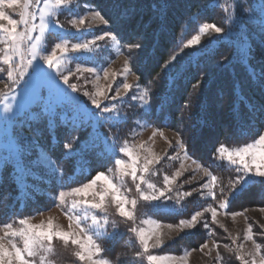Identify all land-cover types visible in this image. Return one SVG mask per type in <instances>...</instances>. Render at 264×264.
<instances>
[{
  "label": "snow or ice",
  "instance_id": "6c2138e0",
  "mask_svg": "<svg viewBox=\"0 0 264 264\" xmlns=\"http://www.w3.org/2000/svg\"><path fill=\"white\" fill-rule=\"evenodd\" d=\"M173 6L172 0H153L148 6L152 13L149 19L156 28L151 33L147 31L151 24L143 30L133 28L135 42L121 44L114 32H104L91 39H80L89 34L93 24L99 22L109 25L111 22L110 18H106L107 13L102 14V10L93 4L86 5L88 12L81 16L76 12L80 7L78 0H0V44H3V48H0V73L7 77L6 81H0L3 83V88H0V103L4 104L3 119L18 122L21 128L26 124L29 129V135L25 136L15 134L13 128L14 135L8 141V146L15 155V167L12 169L14 179H27L26 174L41 171L59 181L61 187L71 184L74 182L75 170L79 168L83 175L86 159L90 154L96 153L99 147L97 138L88 132L89 126L95 130L105 122H112L114 127L121 121H126L127 116L120 114L118 103L122 104L128 98L137 103L144 117L151 115L152 89L141 88L138 83L140 76L136 77V83H130L128 75L133 74V53H144L149 47L157 46L158 33L163 37L168 12ZM120 7L123 16L127 18L121 23L130 25L137 17L141 5L139 0H126ZM17 10L19 19H14L9 12L16 13ZM223 11L227 27L216 23H202L196 34L184 41L179 50L160 65L161 71L167 72L184 49L199 46L204 36L215 34L218 41L222 42L224 37L231 41L233 33L237 32L240 39L236 42L233 55H238L252 68L250 79L256 85L260 100L258 103H250L244 114L236 112L235 116L249 122H264V0H232ZM64 13L71 16L67 23L75 32L65 29V25L61 23L59 16ZM50 35L56 38L54 43L49 42ZM69 35L76 37L78 42L73 43L67 39ZM101 41L111 43L101 45ZM112 46H115L117 52L121 47L129 51L120 71L103 67L83 68L80 64H76L75 71L69 67L73 61L84 58L73 54L98 53L105 47ZM226 46L231 47V42ZM219 62L226 64L229 57L221 56ZM85 73L91 74L94 79L89 80ZM73 76L77 80L83 78V85L91 84L92 90L71 83L70 77ZM201 76L207 79L208 73L202 72ZM118 77L123 79L119 80ZM159 77L160 73H157L148 84ZM101 80L105 83L102 84ZM22 81L25 84V95L35 108L19 104L14 109L13 104L7 102L8 93H13L12 100H16V86ZM60 82L67 85V88L62 87ZM200 83L201 81H197L198 85ZM133 89L138 94H133ZM81 92L82 96L76 95ZM83 97H87V101ZM61 126L66 129V139L59 142L63 149L62 158L72 163V174L52 158L51 149L46 150L40 143L47 132L55 145L57 140L54 132ZM155 134L154 132L153 136ZM172 146L169 141V147ZM192 146L195 148V142ZM176 147L183 153V157H188V145L183 138L176 141ZM101 154L114 158V167L107 169L108 173H112L111 176L105 171H97L87 182L61 190L55 197L59 202L58 206L65 209L64 214L69 221L68 230L55 224L51 217L46 223L41 221L33 224L25 217L0 224V264H54L50 259L56 253L54 240L61 241L65 249H73L71 254L75 257L76 264H116L104 253L105 243L118 235L120 223L126 225L127 232L138 242L139 250L134 253L137 258L134 264H144L145 260L147 264H188L191 254L188 250L180 257L151 254L150 249L161 248L165 244V233L159 221L139 219L141 204L155 213L174 215L183 209V201L197 193L200 197H210L214 202L219 197L218 207L226 209L230 199L242 193L247 185L255 183L256 178L264 183V131H260L253 141L239 147H229L222 142L216 146L212 158L226 162L235 171L234 178L228 182L227 191L220 178L208 169H204V175L210 179L200 184L198 189L178 191L177 181L187 171L183 168L182 161L181 168H177L171 175L163 174L158 186L150 178L156 174L154 166L166 158L181 160V156L179 153L174 157L160 156L153 152L147 142L134 145L124 140L121 143L114 136L105 135ZM121 154L126 159L121 158ZM4 166L5 161L0 160V167ZM114 177L118 183L114 182ZM128 182L133 187H127ZM174 192L175 198L171 195ZM109 209L119 217V222L110 219ZM206 213L211 214L212 222L218 223L217 207L209 204L206 208L195 211L190 218L180 219L176 224L169 223L166 227L177 229L180 233L195 229L201 224L207 229L209 224ZM230 215L235 217L240 213L233 212ZM145 224L151 227L146 229L142 226ZM109 226L112 231H109ZM243 239L252 241V249L244 251L245 245H237L235 237L232 238L234 248L228 244L223 247L234 251L241 264H264V251L262 245L254 239L251 224L245 230ZM18 242L21 246H18ZM213 247L217 249L215 259L221 260L219 244L214 241ZM205 248H209L207 242L200 246V250ZM211 251L209 248L205 254L211 255Z\"/></svg>",
  "mask_w": 264,
  "mask_h": 264
},
{
  "label": "trees",
  "instance_id": "16d2710c",
  "mask_svg": "<svg viewBox=\"0 0 264 264\" xmlns=\"http://www.w3.org/2000/svg\"><path fill=\"white\" fill-rule=\"evenodd\" d=\"M88 2L102 10V14L107 13L106 18H110L111 22L101 26V29L114 32L121 44L135 42L133 28L143 30L151 24L147 27L149 33L156 28L149 19L152 13L148 6L153 0H139V13L130 25L121 23L127 19L120 7L126 0ZM172 3L174 6L168 12L164 35L160 37L159 33L157 34V46L149 47L144 53H133V70L140 76L139 81L152 89V113L148 117L142 114V118L156 128L178 133L188 145V155L218 176L227 191L229 180L235 176L234 167L226 162L214 160L212 153L221 142L229 147H239L253 141L260 131H264V122H249L235 116L236 112L244 114L250 103H258L260 95L255 83L250 79L252 68L238 55H233L238 41L233 36L231 41L224 37L222 42L215 36L203 39L199 46L184 49L167 72L161 71L160 65L173 52H177L184 41L196 34L199 25L209 22L227 27L223 11L225 5L221 0H172ZM230 42L232 46H226ZM127 52L129 56V51ZM221 56L229 57V62L218 63ZM258 59L259 57L257 61ZM202 72L208 73L207 79L201 76ZM157 73H160V77L148 84ZM197 81L201 83L198 85ZM129 126V120L122 121L120 126L112 128L109 122L95 130L89 126L88 132L97 138V152L90 154L86 159L84 174L81 175L77 168L73 175L74 182L63 187L59 181L38 171L26 174L27 179H14L12 169L15 167V155L12 151L8 153L0 147V160L5 161V166L0 167V224L50 210L56 205L55 196L61 188L79 186L91 179L97 171L110 168L114 158L101 154L104 136H114L122 142L128 138ZM14 128L17 135H29L26 124L21 128L17 123ZM54 135L57 140L55 145L52 144L51 136L45 132L40 141L41 146L46 150L51 149L52 158L72 174L73 165L62 158L63 149L59 143L66 139V129L63 126L58 127ZM193 142L195 148L192 146ZM213 204L219 205V197ZM183 205V209L174 215L155 212L152 215L165 223L176 224L180 219L189 217L195 210L202 209V202L196 195L183 201ZM250 208L264 209V183H261L259 178H256L255 183L247 185L242 193L231 198L224 211L233 213ZM260 231L264 232V226ZM205 236L206 233L201 229L181 233L158 248V252L177 254L186 248H197L205 242ZM105 248L104 255L116 264H134L137 259L134 253L139 250L135 239L126 232L107 241Z\"/></svg>",
  "mask_w": 264,
  "mask_h": 264
},
{
  "label": "rangeland",
  "instance_id": "374dc122",
  "mask_svg": "<svg viewBox=\"0 0 264 264\" xmlns=\"http://www.w3.org/2000/svg\"><path fill=\"white\" fill-rule=\"evenodd\" d=\"M221 2L225 6H228L232 3V0H221ZM78 3L80 4V7L76 9V12L81 16L86 15L88 12V8L86 7V5L90 3L88 2V0H78ZM9 14L12 15L14 19H19V10H17L16 13L9 12ZM59 19L61 23L65 25V29H70L71 32L76 31L75 29H72L71 25L67 23V21L71 19V16L68 13H64L60 15ZM101 26H106V25H103L102 23H99V22L93 24L89 34H87L86 36L80 37V39H91L95 35H101L102 33L106 32V31H103V29H101ZM213 36H215V34L204 36L202 38L201 44L204 41L203 39H210ZM232 36L235 37L236 40L240 39L239 34L237 32H234ZM66 38L71 40L73 43L78 42V39L72 35H69ZM48 40L50 43H54L56 38L50 35L48 37ZM100 43L101 45H106V44H110L111 42L101 41ZM0 48H3V44H0ZM127 51L128 50L126 48L121 47L120 51L117 52L115 46H112L110 48L105 47L102 52H98V53H88V52L76 53L73 55H79L84 58L73 61L69 65V67L73 71H75L76 64H80L83 68L96 67L97 69H100L101 67H103V68H109L112 71H120L123 67V62L125 58L128 57ZM87 57H92V59H87ZM132 73L133 74L128 75V81L130 83H136L137 74L135 73L133 68H132ZM85 75L87 76L89 80L94 79V77L91 74L85 73ZM6 79H7L6 75L0 73V81H6ZM118 79L122 80L123 78L118 77ZM70 82L76 83L78 84V86L87 87L89 91L92 90L91 84L83 85V78H81L80 80H77L75 76H73V77H70ZM101 83L103 84L105 83V81L101 80ZM138 83L140 84L141 88L148 87L142 84L140 81H138ZM60 84L62 87L67 88V85H63L62 82H60ZM0 88H3V83H0ZM132 93L138 94L135 89L132 90ZM15 95H16V100L13 101L12 100L13 93H8V100H7L8 103L13 104L14 109L19 104H24L28 108H34L35 105L30 104L29 98L26 97L25 95V84L23 81L18 86H16ZM76 95L82 96V92L77 93ZM83 100L87 101V97H83ZM3 107H4V104L0 103V147L2 150H5L6 152L10 153L12 150L8 146V141L13 137V134H14L13 128L16 126L18 122L5 121L3 119V115H4ZM118 109H119L120 114L126 115L127 120L130 121V126L128 128V138L126 139L129 141L130 144L139 145L141 142H147V145L152 148L153 152H155L156 154L160 156L174 157L177 153L180 154L181 160L166 158L162 160L159 165L154 166V171L156 172V174L154 176H151L150 178L153 182L157 183L158 186L160 182L162 181L163 174L167 173L171 175L177 168H181V161L183 163V168L187 169V171H185L184 176L181 177L177 181L176 189L178 191L184 192V191H191L194 188L198 189L200 187V184L206 183L210 179V177H207L204 175V169H208L207 167L203 166L200 162H198L197 160H194L189 155L188 157H183V153L180 152V149L176 147V141L180 139L178 133H176L173 130H169V129H159L147 123V121L142 118V111L137 106V103L131 101L130 98H128L126 102L122 104L118 103ZM20 115L22 116L23 113H21ZM109 123H110V127L112 128L113 127L112 122H109ZM121 123L122 121L114 127L120 126ZM138 124L140 126H138ZM154 132L156 134L153 136ZM161 133L163 134L161 135ZM169 141L172 142V145H173L172 147H169ZM121 158L126 159V157H122V154H121ZM112 164L113 165L110 166V168L114 167V162ZM208 171L210 170L208 169ZM38 172L42 173L44 176L46 175L48 176L46 172H41V171H38ZM105 173L110 176L112 175V173H108L107 170L105 171ZM193 176L195 177L194 180L192 179ZM114 182L118 183L119 181L116 180L114 177ZM127 187H133V186L131 185L130 182H128ZM67 189L68 188H65V189L61 188L59 191L67 190ZM133 194H135L134 191H133ZM171 195L173 196V198H175V192L172 193ZM193 195H196L199 198V200L202 202V209L206 208L209 204H212L214 207H217L218 223L212 222L211 214L206 213L205 216L209 224V227L205 229L203 225L201 224L195 228L196 230L201 229L203 230L204 233H206L205 242H207L209 248L212 249L211 255L205 254L209 251V248H205L203 251L200 250V246L202 244L197 248L183 249L180 253H177V254L171 253V252L161 253V252H158L159 250L158 248L150 249L151 254H154V255L168 254V255L180 257L184 255L185 250H188L191 253L188 257V264H241V262L236 259L235 252L228 251L227 249L223 247V245L228 244L230 247L234 248L235 245L232 244V238L235 237L237 245L240 243H243L245 245L244 251L252 249L253 247L252 241H245L243 239L245 230L247 229L249 224L252 225L254 239L256 240L257 243H260L262 245V251H264V240H263L264 235H262L264 234V232L260 231L262 227L264 226V209L250 208L244 211L235 212V213H240V215H236L235 217H233L232 215H230V213L225 212L224 209H220L218 206H215V204H213L214 201L210 197H200L198 196L197 193H194ZM58 203L59 202L56 200V205L52 207L50 210L45 211L43 213H39L35 216L28 217L29 222L33 224H38L41 221H44L46 223L48 218L51 217L55 224L59 225L64 230H68L69 221L66 215L64 214L65 209L58 206ZM195 211H200V210H195ZM152 213L153 211L150 208L144 207L142 203L140 210L138 212V216L140 220H147L151 218L152 220L159 221L162 226L163 232L165 233V240H166L165 243L169 242L170 240L175 239L177 236L181 234L177 229H168L166 226L169 223H165L161 220H158L152 215ZM226 213L228 214L226 215ZM109 214H110V219H116L119 222V217L112 214V209H109ZM187 218H190V216ZM138 223H139V220H138ZM142 226L145 227L146 229H149L151 227V225H148V224H145ZM223 228L227 229V231H225V229ZM195 229H192V230H195ZM192 230H186L185 232L189 233ZM109 231H112L110 226H109ZM125 232L129 233L127 232L126 225H124L123 223H120L118 235L125 233ZM129 234L131 235V237H133L131 233ZM168 237H171V239H169ZM214 241L218 243L220 246L219 252H220L222 259L219 261L215 259L217 249L213 247ZM136 243L138 244V242ZM18 246H21L19 242H18ZM54 246L56 249V253L55 255L50 257V259L54 261V264H76V259L71 254L73 251L72 248L65 249L63 246V243L59 240H54ZM193 249H195V251H192ZM144 264H147L146 260L144 261Z\"/></svg>",
  "mask_w": 264,
  "mask_h": 264
}]
</instances>
